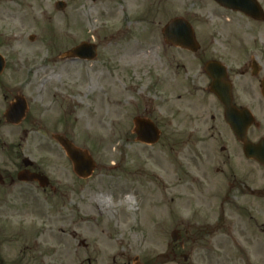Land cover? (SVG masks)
Instances as JSON below:
<instances>
[{
    "label": "rangeland",
    "instance_id": "rangeland-1",
    "mask_svg": "<svg viewBox=\"0 0 264 264\" xmlns=\"http://www.w3.org/2000/svg\"><path fill=\"white\" fill-rule=\"evenodd\" d=\"M58 1L65 4L61 12L54 7ZM137 16L145 18L143 25L135 24ZM172 17L190 23L205 55L238 37V16L211 0H0V54L5 60L0 139L19 144L23 153L36 143V155L51 157L54 206L74 204L79 210L53 226L54 250L64 246L69 264H134L136 258L141 264H210L208 258L174 257L173 223L157 224L175 218L167 214L174 195L165 199L162 219L156 211L163 204L159 191L174 187L173 149L162 140L154 146L138 143L132 131V120L142 113L146 82L141 79H154L159 67L158 51L141 61L136 45H162L161 30ZM81 42L97 47L92 62L65 58ZM3 92L21 94L28 102V120L21 127L6 125ZM54 135L91 156L96 168L89 179L76 177ZM246 171L260 178L264 193V168L247 165ZM192 187L195 183L183 185L182 193ZM127 197L133 205L126 204ZM79 216L83 221L78 222ZM236 258L231 254L230 261L238 264Z\"/></svg>",
    "mask_w": 264,
    "mask_h": 264
},
{
    "label": "flooded vegetation",
    "instance_id": "flooded-vegetation-1",
    "mask_svg": "<svg viewBox=\"0 0 264 264\" xmlns=\"http://www.w3.org/2000/svg\"><path fill=\"white\" fill-rule=\"evenodd\" d=\"M255 2L251 15L219 7L238 16V37L220 49L209 48L206 55L200 48L192 52L164 39L160 46L136 45L141 61L151 52L159 53L158 74L141 79L146 82L142 113L134 119L150 122L159 141L173 149L174 187L159 191L162 208L154 210L162 219L165 199L174 195L167 214L175 218L157 224L173 223L172 253L184 261L208 258L210 264H234V254L238 264H264V193L260 178L246 171L247 165L261 166L244 156L243 143L233 132L245 130L251 143L264 137V0ZM144 19L137 16L135 24L143 25ZM210 62L222 65L223 79H213L211 68L206 72ZM144 93L157 99V105ZM2 94L4 112L22 96ZM20 101L25 107L20 124L11 125L2 115L9 127H21L28 120V102ZM36 145L30 143L25 155L19 144L0 139V264H69L64 246L54 250L53 226L55 221L64 224L74 210L79 215V210L74 204L54 206L52 159L36 155ZM5 149L12 154H1ZM189 183L195 187L182 193ZM59 233L66 235L62 228Z\"/></svg>",
    "mask_w": 264,
    "mask_h": 264
},
{
    "label": "water",
    "instance_id": "water-1",
    "mask_svg": "<svg viewBox=\"0 0 264 264\" xmlns=\"http://www.w3.org/2000/svg\"><path fill=\"white\" fill-rule=\"evenodd\" d=\"M95 1V0H92ZM216 4L230 9L236 12H242L246 15H251L256 9L253 6L252 0H213ZM58 11H62L64 4L58 2L55 5ZM164 38L169 39L176 45L182 46L192 51L197 50V43L194 39L193 31L187 22L182 19H175L168 23L163 32ZM69 56H78L79 58H88L91 60L94 58L93 47L91 49L84 48V44L71 50L68 53ZM3 60L0 57V74L3 70ZM211 68L213 70V79H223L225 72L218 64H208L206 66V71ZM20 97L16 98V102L11 105L9 110L5 113V118L10 124H19L24 117L25 107L20 103ZM135 134L137 141L144 144H155L159 135L153 126L141 119H135ZM250 123H246V129ZM236 137L243 142V152L246 158L253 159L260 165L264 166V138L260 140L257 144H251L245 141V130L233 131ZM54 140L59 144V146L64 150L66 156L69 158L73 165V170L75 174L82 179L89 178L94 169L95 163L92 158L87 154V152L75 148L68 140L60 137L54 136ZM174 240V238H173Z\"/></svg>",
    "mask_w": 264,
    "mask_h": 264
},
{
    "label": "bare ground",
    "instance_id": "bare-ground-1",
    "mask_svg": "<svg viewBox=\"0 0 264 264\" xmlns=\"http://www.w3.org/2000/svg\"><path fill=\"white\" fill-rule=\"evenodd\" d=\"M100 204L99 200L97 201ZM126 204L133 205V199L131 197H127L125 199ZM103 204V203H102ZM101 205V204H100Z\"/></svg>",
    "mask_w": 264,
    "mask_h": 264
}]
</instances>
